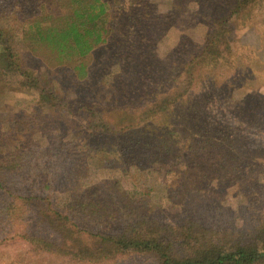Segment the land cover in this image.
Instances as JSON below:
<instances>
[{
  "label": "trees",
  "instance_id": "obj_1",
  "mask_svg": "<svg viewBox=\"0 0 264 264\" xmlns=\"http://www.w3.org/2000/svg\"><path fill=\"white\" fill-rule=\"evenodd\" d=\"M262 3L234 0L223 15H211L202 42L184 55L179 80L172 77L175 83L164 95L131 107L107 106L102 90L83 91L78 81H89L90 59L109 42L143 49L151 1L0 0V82L4 74L35 95L24 110L0 113L1 264H31L29 259L44 255L75 264L126 255L146 256L154 264H264V215L250 230L225 228L216 220L222 211L217 205L201 206L210 218L206 223L190 216L181 207L185 188L174 196L176 188L167 186L165 195L181 216L152 205L145 184L133 182L130 190L118 178L87 179L95 171L91 160L108 163L114 149L130 176L166 161L168 153H187H174L169 141L179 123L193 135L187 149L203 148L212 165L228 172L246 163L250 177L261 172L264 179V170H257L264 163V95L242 99L250 107L245 115L235 106V123L221 128L201 117L202 106L179 113L177 125L161 121L200 89H208L201 103L219 93L237 26ZM67 80L77 91L64 87ZM67 123L77 130L69 139L73 129L66 132ZM14 242L24 258L3 251Z\"/></svg>",
  "mask_w": 264,
  "mask_h": 264
},
{
  "label": "rangeland",
  "instance_id": "obj_2",
  "mask_svg": "<svg viewBox=\"0 0 264 264\" xmlns=\"http://www.w3.org/2000/svg\"><path fill=\"white\" fill-rule=\"evenodd\" d=\"M150 1L151 20L146 24L149 40L146 39L142 44L143 49L138 51L136 47L130 48L126 44L109 42L102 48H98L90 59L92 66L89 81L85 84L83 80L78 81V86L83 91L102 90L104 103L107 106L132 107L149 103L164 95L171 87L170 85L175 83L173 81L171 83L172 77L176 81L179 80L184 55L202 42L201 38L209 27V17L223 15L234 0H148V3ZM129 15L132 13L127 14ZM251 17L248 18L249 20L244 18L243 23L237 26L232 53L228 57L229 63L223 65L226 80L218 87L219 93H214L208 98L209 100L201 103L200 99L208 89H200L193 93L191 99L179 109L172 111L171 114L176 113L174 116L167 115L161 121L171 122L172 126L177 125L179 122L175 120V117L179 113L184 114L190 109L202 106L201 117L210 119L215 127L221 128L229 123H235L231 113L235 106H241L242 115H245L246 109L250 107L245 102L243 105L240 102L242 99L250 100L254 95H264V3L253 10ZM122 21L125 22L124 19ZM24 52L20 50L21 55ZM23 56L27 58V55ZM221 73L218 72L222 75ZM65 84L64 87L77 91L76 88L69 87L68 80ZM34 98V93L20 90L13 80H6L2 74L0 113L24 110ZM75 125L77 126V123L73 124ZM176 127L169 140L171 147H174V153H177L178 148L186 149L187 153L179 156L168 153L165 157L166 161L153 163L150 165V170L142 167L130 176L122 171V164L114 149L111 156L108 155L109 164L91 160L95 171H90L87 179L90 181L97 177L118 178L121 186L130 190L133 182L138 185L145 184L151 192L152 205L164 207L171 213L175 211L174 214L181 216L184 214L180 213L178 206L168 201L165 195L167 186L176 188L172 191L175 193L174 196L183 194L181 190L185 188V198L181 202V207H186L190 216L196 215L203 223H206L210 221V218H207L203 211L200 212L201 206L217 205L222 211L216 213V220L223 223L225 228L250 230L257 223L255 221L264 215L262 173L256 172V176L250 177L246 163H242L239 172L236 167L235 171L228 172L227 168L221 169L212 165L211 155L203 148L187 149L193 139V135L186 131L187 124L179 123ZM65 128L68 132L72 127L67 123ZM242 128L246 126L242 125ZM72 129V132L66 133L68 134L66 138H72L77 134V130ZM231 132L230 129H225L227 135ZM262 138L264 139V131ZM222 151L227 163L229 156L224 150ZM231 151L234 152V150ZM230 161L234 162L233 159ZM257 170H264V163ZM236 177L242 184H239ZM255 178L259 179L255 182ZM253 190L259 193L258 197L254 196ZM144 191H147V188ZM2 249L6 255H18L19 258H24L22 246L18 242L8 244ZM3 261L5 260L0 261V264ZM29 262L31 264H75L68 259L46 255L32 257ZM101 264L154 263L146 256L126 255Z\"/></svg>",
  "mask_w": 264,
  "mask_h": 264
}]
</instances>
